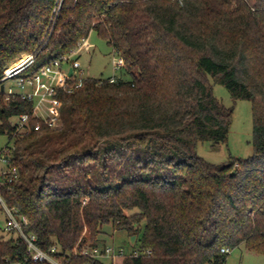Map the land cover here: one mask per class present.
<instances>
[{"label":"trees","instance_id":"obj_1","mask_svg":"<svg viewBox=\"0 0 264 264\" xmlns=\"http://www.w3.org/2000/svg\"><path fill=\"white\" fill-rule=\"evenodd\" d=\"M93 31L128 80L88 78L59 95V126L35 130L33 117L22 133L15 120L33 102L0 96L1 153L19 170L0 193L26 231L69 264H224L222 249L242 244L264 254V0H0V75L25 55L46 56L32 71L62 59ZM213 83L252 102L249 158L198 154L227 142L233 122ZM105 225L136 235L141 254H82L107 245ZM26 256L21 238H0V264H50Z\"/></svg>","mask_w":264,"mask_h":264},{"label":"built area","instance_id":"obj_2","mask_svg":"<svg viewBox=\"0 0 264 264\" xmlns=\"http://www.w3.org/2000/svg\"><path fill=\"white\" fill-rule=\"evenodd\" d=\"M58 13V12H57ZM89 47V42L85 41L77 50L62 59H56L43 64L36 71L30 68L36 64L38 54L25 55L18 61L8 67L5 72L0 75V96L4 95L7 100L20 96L34 104L31 113H24L15 120L16 133L28 132L31 119H38L35 130H41L43 125L55 128L61 124V107L62 101L59 95L61 93L74 94L83 85L88 78H93L90 74H85L80 60L81 51ZM116 56L120 58L117 61ZM23 59L20 65H15ZM112 64L114 68L113 75L108 78L101 77L102 83L107 79L110 83H117L121 76L118 75L119 70H123L125 61L122 55L113 49ZM73 68V74L70 75V69ZM0 163L6 164L7 168L0 172V184L12 186L19 179V170L10 165L8 156L5 152L0 154ZM6 176L5 178H2ZM0 204L7 215L4 225V232L14 234L16 238H21L27 245V256L25 261L28 262H48L50 264H69L71 255H60L57 247L51 249V252L44 251L38 245V236L35 233L27 232L26 228L29 221L26 216L19 213L18 209L10 208L0 193ZM132 253L135 256L140 255L138 249L129 252L123 248H114L106 245L104 247H96L94 249L84 248L82 254L92 256L98 259L117 260ZM230 248H223V253H231ZM78 249H75L74 256L78 255ZM150 254V251L146 252Z\"/></svg>","mask_w":264,"mask_h":264},{"label":"rangeland","instance_id":"obj_3","mask_svg":"<svg viewBox=\"0 0 264 264\" xmlns=\"http://www.w3.org/2000/svg\"><path fill=\"white\" fill-rule=\"evenodd\" d=\"M88 42L89 47L79 52L81 53L80 60L85 74H90L95 78H108L113 75V48L94 31L91 33ZM45 58V55L40 56L36 63L42 62ZM116 58L120 62V58L118 56ZM118 75L125 80L130 78L124 69L119 70ZM213 89L215 96L226 106L235 107L233 122L227 142L216 148L212 146L211 141L201 142L198 146V154L207 161L217 164L227 163L231 158H249L254 154L252 102L243 99L235 101L229 90L221 84L213 83ZM7 144V135H0V153ZM6 219L7 215L0 204V238L8 240L11 237H16V235L4 232ZM143 233V231L140 232V238ZM100 238L108 245L114 248L123 247L128 252L133 247L132 237L129 236V233L125 229H115L112 225H105L102 228ZM107 263L109 264V262ZM224 264H264V254L251 252L245 244H242L232 249Z\"/></svg>","mask_w":264,"mask_h":264},{"label":"crops","instance_id":"obj_4","mask_svg":"<svg viewBox=\"0 0 264 264\" xmlns=\"http://www.w3.org/2000/svg\"><path fill=\"white\" fill-rule=\"evenodd\" d=\"M7 165L4 163H0V172H2L3 170H5L7 167ZM1 178V177H0ZM14 237H11L10 239H13Z\"/></svg>","mask_w":264,"mask_h":264},{"label":"water","instance_id":"obj_5","mask_svg":"<svg viewBox=\"0 0 264 264\" xmlns=\"http://www.w3.org/2000/svg\"><path fill=\"white\" fill-rule=\"evenodd\" d=\"M73 71H74V69L71 68V69H70V75L73 74ZM136 239H137V236H136V235H135V236H132V239H131L132 243H134V242L136 241Z\"/></svg>","mask_w":264,"mask_h":264}]
</instances>
